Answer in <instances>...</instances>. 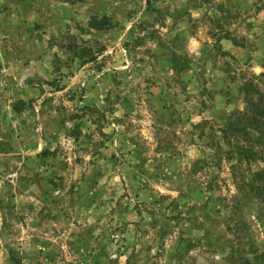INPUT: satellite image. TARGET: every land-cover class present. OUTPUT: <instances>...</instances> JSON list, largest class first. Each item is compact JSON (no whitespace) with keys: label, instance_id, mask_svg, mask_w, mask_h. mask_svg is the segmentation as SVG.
<instances>
[{"label":"rangeland","instance_id":"374dc122","mask_svg":"<svg viewBox=\"0 0 264 264\" xmlns=\"http://www.w3.org/2000/svg\"><path fill=\"white\" fill-rule=\"evenodd\" d=\"M256 172L264 0H0V264H264Z\"/></svg>","mask_w":264,"mask_h":264},{"label":"trees","instance_id":"16d2710c","mask_svg":"<svg viewBox=\"0 0 264 264\" xmlns=\"http://www.w3.org/2000/svg\"><path fill=\"white\" fill-rule=\"evenodd\" d=\"M101 28L98 27V30H100ZM232 124V120H230L228 122V125L230 127V125ZM243 132V131H242ZM243 134L247 137H249L251 134L248 133L247 131L244 130ZM226 135L227 132H223V138L226 141ZM241 141H237L235 143V145L231 146V154L236 157V162H243V161H249V156H251L253 154V150L252 147H248V146H241L240 145ZM263 173L262 172H256V173H252V177L250 179V186L251 190L257 195V197L262 200L263 204H264V181L261 184H257L256 181H261V178H263ZM252 183H254L255 185H253ZM252 184V185H251Z\"/></svg>","mask_w":264,"mask_h":264}]
</instances>
